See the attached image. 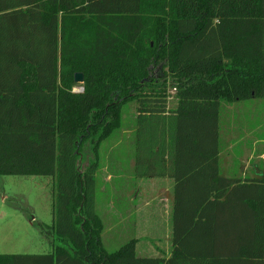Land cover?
<instances>
[{
    "label": "trees",
    "instance_id": "obj_1",
    "mask_svg": "<svg viewBox=\"0 0 264 264\" xmlns=\"http://www.w3.org/2000/svg\"><path fill=\"white\" fill-rule=\"evenodd\" d=\"M261 97L264 0H0V175L54 178L52 250L0 264H264V176H223L219 141L221 103ZM128 102L136 177L174 180L167 257L102 242L99 149Z\"/></svg>",
    "mask_w": 264,
    "mask_h": 264
},
{
    "label": "rangeland",
    "instance_id": "obj_2",
    "mask_svg": "<svg viewBox=\"0 0 264 264\" xmlns=\"http://www.w3.org/2000/svg\"><path fill=\"white\" fill-rule=\"evenodd\" d=\"M153 71L155 77L159 76L160 66H156ZM80 88L77 86L75 90ZM172 92L170 89L171 95ZM136 117L135 103L124 104L122 126L100 146V166L96 173V210L105 224L102 241L108 252L116 251L130 240L137 239V254L152 256L155 254L153 252L155 244H158L162 251H167L166 244H169V250L171 248L170 215L164 210H154L156 204H151L150 207H146L143 202L140 204V199L133 200L132 204L139 208L144 207L147 209V214L145 210L120 212L119 207L122 206L123 201L116 192L117 185L123 180L131 182L139 178L133 171L130 174H123L116 168L117 160L120 165L124 163L127 169H132L131 162H134L135 156ZM261 124L264 125V97L248 99L236 104L221 103L219 141L222 175L228 172V164H226L228 161L233 162L229 170L234 174L242 172L245 163H251L250 157L264 145L262 141H258L264 137V126L262 127ZM234 127L237 131L233 133ZM232 134L237 136L235 140L231 139ZM259 160L255 158L251 164L259 163ZM106 166L110 167V173L106 171ZM108 174L113 177L112 181L104 180ZM145 181H149L148 178H145ZM53 202V177L0 175V253L50 252L52 240L41 231V225H52ZM123 206L127 207L125 204ZM116 209L126 216L121 222ZM140 213L143 215L140 216Z\"/></svg>",
    "mask_w": 264,
    "mask_h": 264
},
{
    "label": "crops",
    "instance_id": "obj_3",
    "mask_svg": "<svg viewBox=\"0 0 264 264\" xmlns=\"http://www.w3.org/2000/svg\"><path fill=\"white\" fill-rule=\"evenodd\" d=\"M172 94L175 93L174 89H171ZM241 101H236L233 102V104L236 103H240ZM175 105L174 99L171 96L169 98V107H173ZM137 115V113H136ZM261 126L263 127L264 125L261 124ZM132 129V127H131ZM258 130V129H257ZM237 131L235 130V127L233 129V133ZM237 137V136H236ZM236 137L232 134L231 135V139L235 140ZM259 142L262 141L261 143H264V137H261L260 140H258ZM100 150V149H99ZM221 153V152H220ZM120 156V155H119ZM230 156V155H229ZM257 158L260 159L259 163L256 164H251L253 159ZM134 162H131V166L132 169L129 170L126 168V166L124 165H120V162L116 160L117 162V170H120L119 173H128L130 174V172L133 171V167H135V156H134ZM251 163H245L243 165V170L242 172L235 173L238 175H235L234 173H232L231 170H229V167L232 166L231 163H233L232 161H228L226 162V164H228V172H225L226 175L223 176H235V177H263L264 176V145L260 147V149L255 151V155L251 156L250 159ZM100 161V158H99ZM225 165V164H224ZM100 166V163H99ZM106 171L108 173L110 170L109 166H106ZM108 169V170H107ZM234 174V175H233ZM54 179V178H53ZM113 177L111 176V174L107 175V178L104 179L105 181H112ZM138 180L134 179L133 181L129 182H125V180H123L120 184L117 185V196L123 201V204H125L127 207H124L123 204L120 208V212H122L123 210H125V213L129 212L131 213V211L129 210H145V214H147V209H145L144 207H138L136 205H133L132 202L133 200H137L140 199V204H142V202L145 204L146 207H150L151 204H156V207H153L154 210H164L166 212H168V214L170 215V221H171V247H172V214H173V205H174V180L172 178H159V177H155V178H148L149 181H145V178H137ZM127 200V201H126ZM117 210V209H116ZM119 210H117V213L119 214L120 220L119 222L123 221L126 216L122 213H120ZM99 214V213H98ZM143 213H140V216H142ZM100 216V214H99ZM101 217V216H100ZM102 219V217H101ZM103 221V219H102ZM103 226L105 228V224L103 221ZM103 228V230H104ZM103 233V232H102ZM136 243H137V239ZM103 242V241H102ZM104 245V244H103ZM157 245V246H156ZM154 249L153 252H155V254H153L152 256L147 255V257H167L170 255L171 253V248L170 250L168 249L169 244L165 245V249L167 251H162L160 246L158 244L154 245ZM145 250V249H144ZM137 253V250H136ZM138 255V254H137ZM139 256V255H138ZM141 256H146V255H141Z\"/></svg>",
    "mask_w": 264,
    "mask_h": 264
},
{
    "label": "water",
    "instance_id": "obj_4",
    "mask_svg": "<svg viewBox=\"0 0 264 264\" xmlns=\"http://www.w3.org/2000/svg\"><path fill=\"white\" fill-rule=\"evenodd\" d=\"M75 82H77V83L83 82V74L82 73H76L75 74Z\"/></svg>",
    "mask_w": 264,
    "mask_h": 264
},
{
    "label": "built area",
    "instance_id": "obj_5",
    "mask_svg": "<svg viewBox=\"0 0 264 264\" xmlns=\"http://www.w3.org/2000/svg\"><path fill=\"white\" fill-rule=\"evenodd\" d=\"M82 90H83V88H80L79 90H75V89H74V91H82ZM174 90H175V89H174Z\"/></svg>",
    "mask_w": 264,
    "mask_h": 264
}]
</instances>
